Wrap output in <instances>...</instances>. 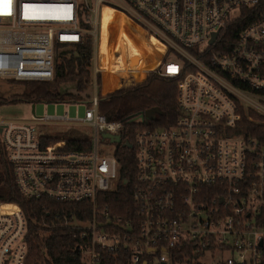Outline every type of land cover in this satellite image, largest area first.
Returning <instances> with one entry per match:
<instances>
[{"label": "built area", "instance_id": "built-area-1", "mask_svg": "<svg viewBox=\"0 0 264 264\" xmlns=\"http://www.w3.org/2000/svg\"><path fill=\"white\" fill-rule=\"evenodd\" d=\"M263 3H0L2 78L53 81L58 47L88 37L94 43L93 75L102 77V11L115 8L141 28L146 43L161 47L151 71L177 80L175 122L133 134L131 200L115 198L120 164L113 150L99 149L100 134L124 139L122 123L99 113L97 88L80 119L65 113L0 120V142L21 195L85 208L56 214L53 227L72 245L57 259L47 256L51 264H264V141L244 126L264 124V9L253 13ZM45 125L67 130L47 134L40 129ZM81 126L93 128L92 139L81 136ZM71 139L89 140V148L72 146ZM26 235L21 207L0 202V264H28Z\"/></svg>", "mask_w": 264, "mask_h": 264}, {"label": "trees", "instance_id": "trees-1", "mask_svg": "<svg viewBox=\"0 0 264 264\" xmlns=\"http://www.w3.org/2000/svg\"><path fill=\"white\" fill-rule=\"evenodd\" d=\"M263 9L264 3L253 13L259 15ZM253 18L255 16L243 18L241 25ZM101 24L98 51L107 59V70H103V91L108 93H102L101 75H93L91 67L94 43L92 38L88 37L74 46L66 45L72 48L56 60L53 81L26 82L20 95L0 99V106L14 103H62L67 100L81 102L84 99L80 95L64 94L57 88L62 84L75 83L79 92L84 93L91 91L96 85L99 113L105 115L109 121L121 122L123 125V143L117 144L114 150V156L120 164L122 183L114 196L119 201L122 198L131 200L136 175L133 134L139 128L169 126L175 122L179 115L176 101L177 80L160 76L155 71L149 74V70L160 60L161 47L155 41L146 43L141 28L125 14L104 8ZM134 57H139L140 61L137 66L131 67ZM90 94L86 93L87 100L91 98ZM153 109L157 113L152 119L143 123H131L133 118ZM244 126L248 132L264 141V124L254 125L244 121ZM57 139L59 138H54ZM81 142L89 148V140L71 139L69 144L80 147ZM124 181L127 183L123 184ZM0 202L16 203L25 214L26 240L29 246L28 264H51L47 256L57 259L72 245L71 238L62 229L53 227L54 219L58 213L75 209L82 211L83 208H79V203H63L50 199L31 200L22 196L15 184L12 165L1 142ZM86 211L87 208L85 213ZM49 233L51 235L48 238Z\"/></svg>", "mask_w": 264, "mask_h": 264}, {"label": "rangeland", "instance_id": "rangeland-1", "mask_svg": "<svg viewBox=\"0 0 264 264\" xmlns=\"http://www.w3.org/2000/svg\"><path fill=\"white\" fill-rule=\"evenodd\" d=\"M106 9V8H105ZM115 9V8H110ZM117 10V9H116ZM121 11V10H120ZM72 47H66L65 45H60L57 49L56 54V60L65 52H68ZM101 55V66L105 70H107V59L105 56L100 53ZM169 59H173L172 57H169ZM94 62L92 64L91 69L94 70ZM103 77V74H102ZM26 85V82H15L12 80H7L5 78L0 77V99H10L16 95H20L24 87ZM97 86H94L91 91L81 93L76 88L75 83H67L62 84L57 88L58 91L64 93V94H70V95H80L82 97L83 102H72V101H65L62 103H44L39 102L35 104V116L41 117V116H62L65 113L69 114L70 118H83L85 116V112L87 108H89L90 104L88 103V100L86 99V93H91L90 97L94 94ZM104 94L108 93L103 91ZM32 105L29 103H14V104H3L0 106V120H6V121H18V120H27L30 119L32 115ZM156 110L153 109L152 111L148 112L146 115V120L153 118L156 116ZM43 132H46L47 134H56V136H63L65 133L63 131L67 130L64 127L56 128L55 126L51 125H45L40 128ZM79 132L81 133V136L86 138H93L94 136V130L92 127L89 126H81L79 127ZM51 130L54 131V133L51 132ZM66 132H69L71 135H74L76 131L68 130ZM99 149L100 150H115L116 143H112L109 138L103 137V134H100L99 136Z\"/></svg>", "mask_w": 264, "mask_h": 264}, {"label": "water", "instance_id": "water-1", "mask_svg": "<svg viewBox=\"0 0 264 264\" xmlns=\"http://www.w3.org/2000/svg\"><path fill=\"white\" fill-rule=\"evenodd\" d=\"M216 35L217 34H215L214 35V37H213V39H212V41L211 42H213L214 41V39L216 38ZM150 111H152V110H150ZM150 111H147L145 114H141V115H139L138 117H135V118H133L132 120H131V123H143V122H145V121H147L146 120V115L148 114V112H150ZM32 113L35 115V105H32ZM152 119V118H151ZM150 120V119H149ZM2 131V129L0 128V132ZM103 137H105V138H109L110 139V141L112 142V143H121L122 142V138L120 137V136H113V135H110V134H103ZM129 146H130V144H129Z\"/></svg>", "mask_w": 264, "mask_h": 264}, {"label": "bare ground", "instance_id": "bare-ground-1", "mask_svg": "<svg viewBox=\"0 0 264 264\" xmlns=\"http://www.w3.org/2000/svg\"><path fill=\"white\" fill-rule=\"evenodd\" d=\"M139 61H140V58H139V57H134V58H132L131 67H135V66H137L138 63H139ZM102 69H103V68H102ZM103 70H104V69H103Z\"/></svg>", "mask_w": 264, "mask_h": 264}, {"label": "snow or ice", "instance_id": "snow-or-ice-1", "mask_svg": "<svg viewBox=\"0 0 264 264\" xmlns=\"http://www.w3.org/2000/svg\"><path fill=\"white\" fill-rule=\"evenodd\" d=\"M0 3H10V0H0Z\"/></svg>", "mask_w": 264, "mask_h": 264}, {"label": "crops", "instance_id": "crops-1", "mask_svg": "<svg viewBox=\"0 0 264 264\" xmlns=\"http://www.w3.org/2000/svg\"><path fill=\"white\" fill-rule=\"evenodd\" d=\"M151 72H152V71L150 70V71H149V74H150ZM148 76H149V75H148Z\"/></svg>", "mask_w": 264, "mask_h": 264}]
</instances>
